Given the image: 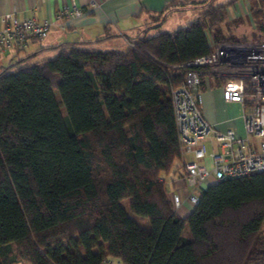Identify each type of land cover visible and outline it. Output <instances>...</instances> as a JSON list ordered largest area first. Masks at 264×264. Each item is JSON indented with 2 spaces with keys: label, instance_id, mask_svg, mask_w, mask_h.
Listing matches in <instances>:
<instances>
[{
  "label": "trees",
  "instance_id": "trees-1",
  "mask_svg": "<svg viewBox=\"0 0 264 264\" xmlns=\"http://www.w3.org/2000/svg\"><path fill=\"white\" fill-rule=\"evenodd\" d=\"M238 1L124 50L64 43L0 71V264H264V172L207 185L185 217L162 179L181 158L176 66L229 41Z\"/></svg>",
  "mask_w": 264,
  "mask_h": 264
},
{
  "label": "built area",
  "instance_id": "built-area-1",
  "mask_svg": "<svg viewBox=\"0 0 264 264\" xmlns=\"http://www.w3.org/2000/svg\"><path fill=\"white\" fill-rule=\"evenodd\" d=\"M82 16V9L73 5L61 9L57 19ZM50 29L49 21L41 22L35 16L19 21L12 13L0 15V57L6 52L27 48L34 40L45 41ZM128 45L134 47L129 41ZM222 65L236 76L225 84L223 96L227 102L242 106L244 136L233 129L218 130L203 114V76L207 68ZM176 68L185 72L184 83L172 91L181 156L191 154L194 157L185 163L179 180L186 185V201L195 207L207 185L264 172V42L219 44L210 55ZM200 160L202 163L198 162ZM172 199L178 211L183 205L181 194H173ZM102 264L125 263L107 258Z\"/></svg>",
  "mask_w": 264,
  "mask_h": 264
},
{
  "label": "crops",
  "instance_id": "crops-1",
  "mask_svg": "<svg viewBox=\"0 0 264 264\" xmlns=\"http://www.w3.org/2000/svg\"><path fill=\"white\" fill-rule=\"evenodd\" d=\"M230 0H0V15L8 13L22 21L35 16L39 21H49L51 29L46 46L31 43L27 48L15 52H6L0 57V70L8 67L13 55L17 60L33 58L41 51L56 50L64 43H88L94 48L103 50L111 48L124 50L129 39L158 34L162 28H181L197 19L209 5H224ZM78 6L83 16L75 19L58 20L57 14L65 6ZM234 13L229 12L228 19L238 22L235 32L250 38H262L264 33L258 31L259 23L251 14V1L239 0L233 6ZM163 11L158 15V12ZM158 17V18H157ZM170 20H173L169 24ZM167 27V28H166ZM244 41V42H247ZM249 43V42H247ZM243 43V44H247ZM103 44L106 46L104 47ZM221 70L210 69L203 76L201 88L203 98V114L205 119L218 130L225 132L233 129L239 136L245 135L244 110L239 103L227 102L223 96L225 84L236 76L222 65ZM219 68V69H220ZM232 75L234 77L222 76ZM191 154H185L177 160L174 169L163 178L165 186L172 185L173 192L181 194L183 210L179 213L185 217L194 207L185 199L186 185L180 181L184 173V165ZM167 189V188H166ZM171 192V191H170Z\"/></svg>",
  "mask_w": 264,
  "mask_h": 264
},
{
  "label": "rangeland",
  "instance_id": "rangeland-1",
  "mask_svg": "<svg viewBox=\"0 0 264 264\" xmlns=\"http://www.w3.org/2000/svg\"><path fill=\"white\" fill-rule=\"evenodd\" d=\"M228 12L234 13L233 9H229ZM172 22H173V20H170L169 24H171ZM237 23L238 22H235V20L233 21V20H231L229 18V19H227V21L225 23L222 24V28L224 30V35L229 40L227 42H223L222 44H243V43L249 42L247 44H243V45H248V44H251V43H255L256 44V43H259V42H264V40L262 38H258V37L250 38V39H248L249 41H247L246 40L247 38L245 36L239 35V33L234 31L236 29ZM176 29L177 28H175V29H173V28H170V29L162 28V30H157V33L160 34V33H165V32H172V31H175ZM210 38H211V41H212V37L211 36H210ZM48 40H49V38H47L45 41L37 43L36 45H38V46H46L47 43H48ZM244 41H247V42H244ZM103 46L105 47L106 45L103 44ZM103 50L107 51V50H111V48L107 47V48H103ZM56 54H57V50H54V49L41 51L37 55H35L33 58H31V62H37V61H40V60L45 59V58H50V57L55 56ZM16 57H17L16 55H13V57H12V60L13 61L15 60V62L18 61ZM12 63H14V62H12ZM9 64L7 66H9ZM219 68H220V66L214 68V70L218 69V71H223V69L221 70V68L220 69ZM14 70H16V66L12 68V71H14ZM209 70H210V68L206 69V71H209ZM222 76L231 77L232 75L231 74L230 75L225 74V75H222ZM232 77H234V76H232ZM56 96H57L58 100H60L59 93L57 91H56ZM63 113H65V109H63ZM189 160H194V157L193 156H191V157L189 156ZM198 162L202 163V160H200ZM162 177L165 178V179L167 178V176L165 174H163ZM166 188H167V192L168 193H172L173 192L172 185L166 186ZM121 204L124 207V209L127 211L128 215L130 217H132L134 220H136L139 224H141L143 226H146V227L150 226V221H149L148 218H141V217L135 215L132 212V210H131V200L130 199H126V200L122 201ZM182 207L178 210V212L180 214L181 213H185V211L183 210Z\"/></svg>",
  "mask_w": 264,
  "mask_h": 264
}]
</instances>
